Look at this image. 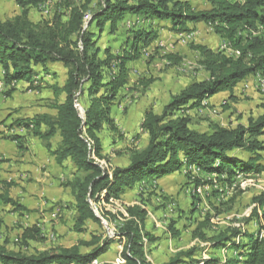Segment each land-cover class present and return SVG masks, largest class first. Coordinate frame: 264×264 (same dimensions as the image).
Masks as SVG:
<instances>
[{
  "label": "trees",
  "instance_id": "1",
  "mask_svg": "<svg viewBox=\"0 0 264 264\" xmlns=\"http://www.w3.org/2000/svg\"><path fill=\"white\" fill-rule=\"evenodd\" d=\"M47 1L17 0L20 14L0 20V83L6 90L3 96L10 98L19 82H28V91L43 88L35 86L32 80L36 69L47 72L50 65L60 64L66 70L62 88L44 87L56 96L50 104L55 116L19 118L9 126L10 130L23 129L43 141L59 136V146L50 154L60 166L70 160L76 170L71 180L62 183L63 188L69 189L73 202L53 204L49 212L73 211L71 232L86 234L87 222L101 224L92 210V202L120 200L126 191L141 182L161 179L183 167H194L201 174L215 176L226 188L227 198L210 205V210L194 221L190 235L196 243L163 264H264V194L252 198L253 207L241 220V227H233L234 222L219 227L212 224L213 218L231 213L245 193L239 175L264 173L261 154L264 141L260 140L264 135V105L262 114L249 117L245 125L234 128L211 125L208 132L191 129L187 114L202 108L203 102L215 95L226 93L233 98L235 88L248 78L258 76L264 81V0H204L209 7L201 11L182 0H79V3L59 0L49 18L32 21L31 8H39ZM127 16L140 17L146 27L131 30L129 41L116 54L110 48L98 47L101 35H115ZM156 21L167 23L178 36L194 32L188 25H210L227 49L215 52L207 47H195L207 79L194 81L170 96L160 113L146 112L141 124L148 138L146 147L131 150L127 166L108 172L99 132L104 125L115 131L111 111L119 92L129 84L127 65L140 60L142 49L156 39L158 31L153 27ZM151 83L138 82L142 88ZM61 94L62 103L58 101ZM77 102L84 108L82 117ZM6 138L20 150L24 149L25 136L11 134ZM215 179L207 182L195 179L194 186L211 185ZM14 185L0 182V204L9 207L12 213H31L10 197ZM139 200V205L124 206V213L103 214L115 223L114 240L106 238L104 233H89V240H79L70 248L40 251L37 245L45 241V234L34 224L15 238L12 242L15 246L8 239L0 240V264H90L107 253L116 240L122 243V264H152L147 258L149 249L162 237L149 231L147 204ZM177 224V220H170L167 226V233L173 239L182 232ZM250 224L255 230L242 227ZM204 247L214 252L232 251V254L197 260Z\"/></svg>",
  "mask_w": 264,
  "mask_h": 264
},
{
  "label": "rangeland",
  "instance_id": "2",
  "mask_svg": "<svg viewBox=\"0 0 264 264\" xmlns=\"http://www.w3.org/2000/svg\"><path fill=\"white\" fill-rule=\"evenodd\" d=\"M58 1L48 0L43 6L41 4L39 8H31L30 18L32 21L36 22L42 18H49L51 14L49 16H42V14L48 12V8L52 13ZM182 1H189L196 11L205 10L209 7L204 0ZM77 2L79 3V0ZM20 12L21 8L17 4V0H0L1 21L11 19L20 14ZM89 15H87L86 22L89 20ZM133 20H124V26L120 28L118 34L114 37H108V35L103 33L97 46L101 49L109 47L113 51L122 48L128 32H126V29L129 30L133 23L137 24V21L134 22ZM136 20H139V18ZM153 24L162 26L159 27L156 39L142 49L140 60L127 65L129 69V84L119 92L114 102L116 108L114 110L116 115V121L114 122L115 131L111 130L108 125H104L99 132V137L103 143V156L107 160L105 162L107 168L105 169L104 167V169L108 172H111L115 167H124L129 164L131 150H141L146 147L148 138L141 130V124L146 112L160 113L170 96L178 94L194 81L207 79L208 74L201 65V56L195 47L203 46L215 52L227 49L224 42L214 34L210 25H188L189 28L194 29V35L188 39H181L178 38V34L170 31L167 23L154 22ZM227 52L230 53V50H227ZM168 56L174 57L178 61L169 60ZM141 80H148L152 83L147 88H142L138 84ZM0 90V96L2 97L6 90L4 87L0 88ZM27 91L28 89H24L23 92L19 89L20 98L27 94ZM233 96L232 98L225 94L218 99L215 105H211L210 98L203 102L202 108L199 110L187 111L190 116V128L198 132H208L211 129V125L228 128L245 125L249 117L256 118L263 112L261 106L264 105V81L258 76L245 80L239 87L235 88ZM17 99L15 103H18L19 100ZM15 103L9 101L10 105ZM15 105L18 106V104ZM16 108L13 110H17ZM77 109L79 116L82 117L84 108L82 105L80 106L79 102H77ZM260 140L264 141V135L260 137ZM261 154L264 156V153ZM167 176L160 180L162 183L161 190L157 189V186L155 189L149 185L156 184L159 179H150L147 183H142L138 190L135 189L133 193H128L127 198L123 194L120 200H113L114 203L108 206H104L102 202L99 205L92 202V210L96 216L100 217L105 212L113 214L123 212L124 206L134 205L135 197L139 194L138 197L146 201V209L149 211L147 221L149 231H152L157 237L164 238L166 235L171 238L167 233V226L170 220H177L178 228L185 227L184 229L190 228L192 230L194 221L202 218L210 210V205L218 204L227 198L226 188L215 179V176L208 177L199 173L194 167H183L181 171ZM195 179L203 182L210 181V179H215V181H211V185H200L196 188L194 186ZM238 180L242 181L240 182L241 187L246 191L239 198L231 213L212 219V224L215 226H228L230 222H234L233 227L240 226L241 220L249 215L253 207L252 198L264 194V173L247 177L242 176ZM136 201L140 204V200L137 199ZM9 210L12 212L10 208ZM64 212L63 210H54V212L47 213L49 215V223L52 222L51 227L55 223L61 224ZM104 220L106 221L105 223L103 222L104 224L98 225L100 231L94 233H104L106 238L116 239L114 221L108 220L107 217ZM2 221L3 217H0V225ZM242 227L255 230L253 224ZM17 228L19 227L10 224L9 227H6V231L0 232V240L8 239L9 244L15 246V243L12 244V242H15L17 237L14 233ZM45 231L49 240L50 231L47 228H45ZM115 242L117 243L118 241L116 240ZM57 245V237L54 235L50 239V246L57 247ZM37 248L39 249L40 246L37 245ZM211 252L222 256L221 251L214 252L206 248L198 254L197 260H206ZM115 263L118 264L116 261ZM200 264L203 263L201 262Z\"/></svg>",
  "mask_w": 264,
  "mask_h": 264
},
{
  "label": "crops",
  "instance_id": "3",
  "mask_svg": "<svg viewBox=\"0 0 264 264\" xmlns=\"http://www.w3.org/2000/svg\"><path fill=\"white\" fill-rule=\"evenodd\" d=\"M135 18H139V20H136ZM124 20H133L134 22L137 21V24L133 23L129 30L126 29V32H128L126 33L124 41L125 45L130 39L131 34L129 32L131 30H138L144 27L146 24L141 21L140 17L127 16ZM124 20L118 25V30L115 35L111 36L107 33L105 34L108 35V37L116 36L120 28L124 26ZM153 25H155L154 29L157 31L160 29L159 27H162L160 24ZM120 49L121 48L116 51L114 50L115 52L113 50L111 51L112 53L116 54L120 51ZM47 70V72H44L40 68L36 69V75L32 78L35 86L38 85L43 87L40 89V91H27L28 93L20 98L19 89H21L22 92L24 89L27 90L29 83L19 82L16 84V91L11 95L10 98H6L5 100L3 96H0V182H13L15 185L10 190V197L18 201L24 208L31 212L12 213L10 212L9 207H4L0 204V217H3V221L0 225V232L2 233L6 231V227H9L10 224H12L16 225V227H19L14 231V233L19 236L24 228L38 223L42 232L45 234V241L39 244L40 251L51 248V235H55L57 237V247L70 248L74 246L79 240H89V233L100 231L97 224L89 221L87 222L88 233L76 234L71 232V217L73 216L74 212L67 211L65 209L63 210L65 212L61 224L55 223L53 224V227H51L52 222L49 223V215H47L49 211L47 212V210H49L50 207L56 203L70 204L73 202L69 189L63 188L62 183L71 180L76 175V170L72 166L70 160L65 161L60 166L56 163L55 157L50 154V151L56 150V148L59 146V136L51 138L48 141H43L32 137L30 133L25 130L9 129V126L12 124V122L19 118H31L35 115L41 114H48L50 116L56 115V111L50 108V104L54 102L56 96L52 90L44 87L45 85H57L59 88H62L66 81V70L60 64L50 65ZM249 79L250 78L247 80ZM240 85L241 83L237 87ZM0 88H3L1 83ZM225 94H218L211 98V105H215L218 99ZM16 98H18L17 100L20 102L18 101V103H15ZM7 99L15 104H18V106L15 104L10 105ZM63 100L64 95H59L58 101L62 103ZM15 107H17V110H13ZM115 109L116 108L114 105L111 111V117H113L114 122L116 121V115L114 113ZM11 134L25 136L26 142L23 150H20L15 142L6 138L7 135ZM102 154H104V151ZM160 180L161 179L157 180L156 184L154 183L149 185L155 189L157 186V189L161 190L162 183ZM148 181L141 182V184H137L132 190L126 191L124 193L125 198H127L128 193H133V190H138L142 183H147ZM138 195L139 194H137L135 197V201L133 202L134 205H139V203L136 201L137 199H140ZM122 213H124V211ZM45 228L49 229L50 231L49 240L47 238L48 235H46L47 232L45 231ZM179 229H182L179 238L172 239L165 235V237L160 241H157L154 245H151L147 258L152 264L166 263L177 252L186 250L194 245L195 241H192L190 235L191 229H184V227ZM121 246L122 243H115L111 245L107 253L95 260V264H116V260H121L116 262L118 264H122L123 259L121 258ZM221 253V257H224L226 255L228 256L232 254V251L221 250ZM211 255L220 256L218 254H213L212 252L210 253V256Z\"/></svg>",
  "mask_w": 264,
  "mask_h": 264
},
{
  "label": "bare ground",
  "instance_id": "4",
  "mask_svg": "<svg viewBox=\"0 0 264 264\" xmlns=\"http://www.w3.org/2000/svg\"><path fill=\"white\" fill-rule=\"evenodd\" d=\"M43 6V5H42ZM42 10H43V7H42ZM186 35V36H185ZM192 35H194V32H192V33H182V34H179V37H183V38H181V39H188V38H190ZM243 188V187H242ZM114 203V201H111V202H109V203H105V202H102V204L104 205V206H108V205H110V204H113ZM100 203H98V205H99ZM91 206L93 207V204H91ZM97 213V212H96ZM99 220H100V222H101V224H104L106 221L104 220V217H103V213H102V215H101V217L100 216H96ZM104 222V223H103ZM93 262H95V261H93ZM93 262L91 263V264H93Z\"/></svg>",
  "mask_w": 264,
  "mask_h": 264
},
{
  "label": "built area",
  "instance_id": "5",
  "mask_svg": "<svg viewBox=\"0 0 264 264\" xmlns=\"http://www.w3.org/2000/svg\"><path fill=\"white\" fill-rule=\"evenodd\" d=\"M51 14V12H50V10H49V8H48V12H45V13H43L42 15L43 16H49ZM186 36V35H185ZM178 38H183V37H178ZM80 103V102H79ZM82 104L80 103V106H81ZM242 176L241 175H239L238 176V179H240ZM116 261H121V260H116Z\"/></svg>",
  "mask_w": 264,
  "mask_h": 264
}]
</instances>
